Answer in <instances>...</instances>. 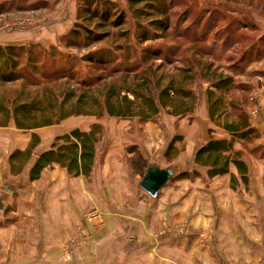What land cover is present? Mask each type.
Listing matches in <instances>:
<instances>
[{"label": "crops", "instance_id": "1", "mask_svg": "<svg viewBox=\"0 0 264 264\" xmlns=\"http://www.w3.org/2000/svg\"><path fill=\"white\" fill-rule=\"evenodd\" d=\"M250 104L244 109L258 136L233 145L247 172L232 164L214 177L195 164V154L211 135L233 137L211 122L205 100L182 117H104L75 128L103 127L87 175L52 164L32 179L35 160H11L30 136L15 144V128H0V264H264V97ZM69 133L60 127L55 136ZM176 136L178 154L169 161ZM48 139L40 154L50 149ZM152 164L175 168L156 197L140 187ZM93 211L98 217L89 219ZM80 233L83 244L72 248Z\"/></svg>", "mask_w": 264, "mask_h": 264}, {"label": "trees", "instance_id": "2", "mask_svg": "<svg viewBox=\"0 0 264 264\" xmlns=\"http://www.w3.org/2000/svg\"><path fill=\"white\" fill-rule=\"evenodd\" d=\"M16 1L1 0L0 14L12 11L11 7ZM140 2H145L143 8L136 9ZM129 5L138 19L134 36L132 29L126 27L125 11L116 15L119 10L110 1L85 0V13L65 37L66 48L88 50L80 59L88 65L85 76L76 74L75 70L70 71L72 73L64 70L62 74L65 78H61L58 68L52 75H44L41 82L30 81L21 70L34 64L32 51L41 48L47 54L55 48L44 47L39 43L0 46V127L12 124L18 130L33 131L58 125L73 115L97 119L135 118L145 123L165 113L175 117L194 113L205 100L211 122L224 128L233 138L229 141L211 135L197 150L195 164L208 168L210 177L228 173L232 164L240 173L245 174L247 167L241 160V151H234V141L237 139L247 145L254 141L258 132L249 124L244 111L245 101L228 104L233 108L239 106L240 113L231 121H222L228 116V107L212 90L227 88L232 78L214 79L219 69L214 68L213 61L202 66L201 59L187 61L186 65L178 64L179 59H170V50L174 49L172 46L163 59H160V52L150 53L155 62L149 63L143 53L132 54L130 39L133 38L138 45L166 41L170 37L172 22L166 14L165 3L157 0L148 3L147 0H129ZM49 8L50 0H38L26 7L17 6L15 10L43 11ZM141 20L147 22L142 23ZM117 39L124 42H118ZM109 42L110 47L99 45H107ZM174 50L181 48L176 47ZM24 53L28 58L26 63L19 59ZM158 60L161 63L156 66L154 63ZM122 61H131L132 65L123 67ZM166 63L172 70L161 72ZM111 64L117 65L108 68ZM204 81L210 83L205 93L199 90ZM102 133L103 127L100 124L93 125L89 132L74 130L57 137L50 149L39 154L36 159H33V152L40 139L34 135L27 149L16 152L11 160L23 165L35 160L30 173L32 179L38 178L41 171L52 164L66 167L72 174L87 175L94 165L96 147ZM173 141L166 153L169 161L178 154L174 144L179 141V137L176 136ZM192 175L197 176V171Z\"/></svg>", "mask_w": 264, "mask_h": 264}, {"label": "rangeland", "instance_id": "3", "mask_svg": "<svg viewBox=\"0 0 264 264\" xmlns=\"http://www.w3.org/2000/svg\"><path fill=\"white\" fill-rule=\"evenodd\" d=\"M36 1L38 0H27V2L17 0L11 7L12 11L0 14V46L39 43L44 47L55 48L47 54L43 53L41 48H35L32 51L34 64L25 66L27 68L21 70L30 81L41 82L46 75H52L58 68L61 78H65L62 74L64 70L69 72L75 70L76 74L85 76L88 65L80 59L88 53V50L68 49L65 41L67 33L85 13V0H50L48 10H15L17 6L26 7ZM101 1L112 2L119 10L116 15L125 11L126 27L132 29L134 36L138 19L132 13L133 9L130 8L129 0ZM148 2L150 0H147ZM157 2L165 3L166 14L171 18L170 37L166 41H155L147 45H138L132 38L129 40L132 54L143 53L150 63L154 61L150 53L160 52L162 54L160 59H163L166 53H169L171 49L169 47L172 46L174 49L181 48L178 51L170 50V59H179L180 65H186L187 61L194 59H201V66L213 61L214 68L219 69L213 76L214 79L232 78L227 88L219 91L212 88L217 98H222L224 105L228 107L226 117L228 119H235L240 113L239 106L236 105V108H233L227 106L228 104L245 101V108L254 102L252 98L264 97V0H157ZM144 3L140 2L136 5V9L143 8ZM141 18L145 19L144 16ZM143 20H141L142 23L147 22ZM117 41L124 42L121 39ZM110 44L111 42L107 45H99L110 47ZM19 59L25 63L28 60L25 53L21 54ZM131 61L121 63L123 67H128L132 65ZM160 63L161 60H158L154 64L159 66ZM114 65L117 64L108 65V68ZM169 66L167 63L164 64L161 72L172 70ZM209 87L210 83L204 81L199 90L202 89L205 93ZM246 110L244 109L245 112ZM94 120L95 117L91 116L73 115L63 123L61 122V125L58 124V127L53 125L36 129L37 131L18 130L12 124L8 127L15 128V144L22 143V137L26 136H30L32 140L34 135L41 138L40 141L43 138H49L53 144L56 140V131L60 127L68 133L75 128H86ZM173 128H175L174 125ZM42 149L43 146L39 144L33 152V159H36ZM182 165L180 163V170ZM91 213L88 214V218ZM84 240L85 238L79 242V247Z\"/></svg>", "mask_w": 264, "mask_h": 264}, {"label": "water", "instance_id": "4", "mask_svg": "<svg viewBox=\"0 0 264 264\" xmlns=\"http://www.w3.org/2000/svg\"><path fill=\"white\" fill-rule=\"evenodd\" d=\"M175 168H159L152 164L140 182V187L152 197H156L159 191L173 178Z\"/></svg>", "mask_w": 264, "mask_h": 264}, {"label": "built area", "instance_id": "5", "mask_svg": "<svg viewBox=\"0 0 264 264\" xmlns=\"http://www.w3.org/2000/svg\"><path fill=\"white\" fill-rule=\"evenodd\" d=\"M256 98H252V101H255ZM95 217H98L96 212H93L89 215V219H93ZM85 238V235L80 233L78 236H76L73 240H72V248H75L76 246L79 245V242Z\"/></svg>", "mask_w": 264, "mask_h": 264}]
</instances>
